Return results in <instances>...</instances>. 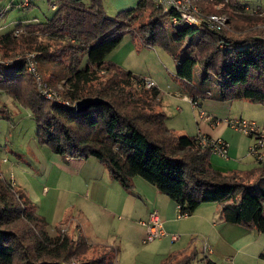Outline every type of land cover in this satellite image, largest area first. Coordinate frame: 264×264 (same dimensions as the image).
I'll list each match as a JSON object with an SVG mask.
<instances>
[{
  "label": "trees",
  "instance_id": "trees-1",
  "mask_svg": "<svg viewBox=\"0 0 264 264\" xmlns=\"http://www.w3.org/2000/svg\"><path fill=\"white\" fill-rule=\"evenodd\" d=\"M168 17L173 22L170 28ZM180 21L178 12L163 11L152 0H140L116 17L106 14L101 0H59L50 19L25 29L64 40L54 49L37 46L35 52L38 61L43 57L62 63L70 58L63 71L67 88L63 97L70 104L41 96L24 59L14 65L0 64V89L30 110L39 142L62 157H95L126 189L140 176L177 202L181 213L190 215L202 203L217 202L225 221L264 234V167L253 170L250 181L214 169L210 150L201 148L194 137L167 128L166 114L158 109L159 89H146L141 77L107 60L130 34L138 46H157L173 56L176 75L190 98L213 96L264 104V29L252 28L237 37L227 29L203 26L196 34L201 26L186 22L178 26ZM18 38L11 32L0 35L5 57L19 49L26 51L25 44L17 46ZM197 65L202 81L216 79V93L206 84L193 83ZM57 76L62 80V75ZM133 86H141L143 92L136 93ZM85 97H100L108 103L77 113L74 105ZM17 194L12 181L0 177V264L83 262L88 241L83 237L77 241L67 233L50 235L45 218L27 209L31 202L25 194ZM23 222L33 223L36 230ZM195 258L196 252L188 253L175 264H192ZM203 259L205 264H219L206 256Z\"/></svg>",
  "mask_w": 264,
  "mask_h": 264
},
{
  "label": "crops",
  "instance_id": "crops-1",
  "mask_svg": "<svg viewBox=\"0 0 264 264\" xmlns=\"http://www.w3.org/2000/svg\"><path fill=\"white\" fill-rule=\"evenodd\" d=\"M125 39L130 48L127 55L121 56L117 51H120ZM137 52L138 57L135 56ZM168 55L157 46H138L137 40L127 34L107 60L136 76L154 81V86L160 91L161 106H166L163 100L168 102V109L165 110L168 129L178 135L194 137L202 133L228 142L227 157L210 153V163L214 169L224 175H251L257 164L255 158L247 152L250 145L231 140L227 136L229 126L222 120L231 119L230 113L237 103L248 101L260 106L249 108L248 113L252 118L264 113V104L246 99L219 100L213 96L202 97V108L207 114L217 118L219 123L213 124L201 118L202 121L197 120V127H188L189 134H185L184 117L174 119L172 111H180L179 106L174 105L176 99L182 102L189 97L183 89L184 81L176 75L177 62ZM52 80L55 81L56 78L52 76ZM60 81L61 79L57 82ZM216 91V88L211 90L213 94ZM252 110H257L256 116L251 115L254 113ZM239 114L234 118L245 119V111H240ZM251 122L261 123L256 119ZM40 146H36L34 152V164L38 166L35 172L41 176L36 186L44 194L52 190L58 192L59 200L52 214L48 215L42 203L36 207L33 204V200L38 199L37 193L33 195V183L30 187L26 182L28 194L21 190L33 205L34 212L45 218L50 235L55 236L59 226L67 225V233L73 234L75 238L83 237L90 243L107 246L113 255L107 264H165L192 252H196L198 264H205L204 256L219 264H249L250 260L264 264L260 259H264V234L257 229H246L225 221L222 208L217 202L202 203L192 214L181 216L177 202L140 176H135L132 187L126 189L97 158L62 157L50 152L45 154L44 149L39 151ZM25 148L26 146L20 147L19 154H25ZM20 164L19 161H14L12 167H19ZM14 175L16 176L12 173L11 180L17 188L18 182ZM154 210L163 219L166 235L144 242L146 222ZM173 234L179 236L178 240H172ZM196 242L201 245L200 249ZM204 242L210 244L212 253L204 255Z\"/></svg>",
  "mask_w": 264,
  "mask_h": 264
},
{
  "label": "rangeland",
  "instance_id": "rangeland-1",
  "mask_svg": "<svg viewBox=\"0 0 264 264\" xmlns=\"http://www.w3.org/2000/svg\"><path fill=\"white\" fill-rule=\"evenodd\" d=\"M139 1L140 0H101L102 7L109 17H116V15L119 12L136 7ZM20 2L21 0H0V28L2 29L1 31L2 33L5 34L6 32L11 31L19 23L23 25V24H31V23L34 24L37 22H44L50 19L55 14L59 6V0H31L30 5L27 7L20 6V4H18ZM87 3H89V1ZM199 6L198 7L201 8L205 16L211 14H217L224 17L226 19L224 29H227L230 34L235 35L237 37L246 34L252 28L264 29V0H200ZM166 21H167L166 26L170 28L171 24H173L170 17H168ZM177 25L185 26L186 23L184 21H180L177 23ZM203 29H204L203 26L197 28L196 34L202 32ZM35 41L36 44L34 43ZM63 42L64 40L58 36L40 35L37 33H28V32L26 33L25 30L22 34L19 35L17 46L20 47L21 44L23 45L25 44L26 51L22 52L21 51L22 49H19L15 51L16 54H14V56H7V57L17 58L19 56L22 57L29 53H35L37 55V53L35 52L37 46H44L47 47L48 49H54ZM126 42L127 39H125V43H123V45L120 47V51L119 50L117 51L121 56L127 55V51L130 48L128 43ZM27 43L28 44L30 43L31 46L29 47ZM0 53L2 54V56H4L2 50H0ZM191 53H192L191 55L194 56L197 55L193 50L191 51ZM138 54L139 53L137 52L135 56L138 57L139 56ZM168 56L171 55L169 54ZM171 58L174 59L173 56H171ZM40 59L41 60L43 59L42 63L40 62L41 61ZM69 62H70L69 57L67 58L65 57L62 63L58 61L54 62V60L45 59L43 57H39V61L37 60V66L39 67L38 70L41 74V78L44 81V84L46 83L49 86L48 88L50 89V91L57 92L60 96L59 98L63 100H67L65 97H63V92L67 89L65 84L66 80L64 78L63 71H66ZM201 73H202V69L199 65H197L195 68L193 83L196 85L206 84V86L209 89L214 90L216 88V83H217L216 79L211 76L207 82H204L202 81ZM57 75L59 76L62 75L63 77L59 83L57 82L58 81ZM52 76L53 78H56L55 82L51 80ZM142 79L146 89L151 88L155 85L154 81L149 78H142ZM148 83H152L153 85L149 86ZM138 87L133 86V90L136 93L138 92L139 94H141L143 90H141ZM36 88H37V84H36ZM138 98L139 97H137L136 99ZM187 100L181 102L179 101V99H176L175 101L176 103H174V105L175 106L178 105L180 111H172L173 112L172 117L174 119L179 118L180 116L184 117L183 122L186 125L185 134H189L188 131H190V129H188V127L190 128L192 126L196 128L197 122L203 120L201 119L200 116V107L193 106L190 103V100L200 101V98L192 99L189 97ZM243 102L244 103H237V105L233 107L230 113V118L234 119V116L240 115L239 114L240 111L242 112L245 111V114H243L245 120L247 119V121L249 120L252 121L253 119H256V121L260 120L261 123L262 122L264 123V113L256 116L255 114L257 110H252V112L254 113H251V115L252 114L255 115L256 118L250 117V113H248L249 108H253L255 106L260 107V106L255 105L254 103L248 101H243ZM163 104H165L166 106L162 105L161 107L160 105V108L158 109H163L167 116L165 110L166 108L168 109V102L163 100ZM204 112L206 113L205 110ZM228 121L229 120H225V119L222 120L224 124L229 126V131L227 132V136L231 140L234 139L238 140L239 142H241L242 145H244V143H247L251 146L253 144V138L241 131L235 130L233 127L229 125ZM257 123L261 126H264L263 123L262 124L260 122ZM179 124L181 125L182 123L180 122ZM25 146H26L25 154H19L18 150L20 149V147H25ZM36 146L41 147L39 148V151H41V149H44L45 154L47 153L49 154V152L52 154H57L54 151H52L48 145L41 144L39 142L37 138V123L33 118L30 110L24 107L23 105H21L20 103H18L9 93L0 89V177L5 178L7 181H12L11 175L12 173H15L16 176L14 175V178H16V181L18 182L17 188L15 187V189L16 192L19 194L23 191L27 193L28 190L27 186L29 185L31 187L33 183V186L35 187L33 188V195L37 193L36 195L38 196L37 200H33L34 201L33 204L36 207L37 204L40 206V203H42L43 206L45 207V211L48 213V215H51L54 210V207H56L57 201L59 200L58 198L59 196H58V192L54 190L50 191V193L44 194L43 192L40 191V188L36 186L38 183V179L41 177L40 175H37L35 172L38 168V166L34 164V159H35L34 152H36L35 150ZM250 146L247 149V152H251ZM14 161H16V163L17 161H19V163H21L20 166L13 168L12 163H14ZM256 164H257L256 168L264 167V164L260 165L257 162ZM252 178L253 176L251 175H245V176H240L239 180L250 181V179ZM41 190H43V186H41ZM19 194H17V196ZM27 209L34 210L33 205H31V203L30 204L28 203ZM23 226L30 227L32 231L36 230V227L33 223L32 224L29 223V225L24 223ZM67 228H68L67 225L59 226L58 233L59 234L67 233ZM63 229L65 230L63 231ZM70 236H72L77 241L82 238V237L75 238L73 234H71ZM200 242H202V240ZM196 243L198 245V249H200L201 245L198 242ZM88 245L90 248L86 251L85 254H83L84 261L89 260L91 261L90 264H107L108 261L110 262L111 256L113 255L111 250H109L107 246L102 244L100 245L94 244L90 242H88ZM181 258L182 256L174 258L165 264H175L179 260H182ZM260 259L264 261L263 258L260 257ZM257 262L258 261L250 260L249 264H258ZM72 264H78L77 259H74ZM192 264H198L197 258L192 261Z\"/></svg>",
  "mask_w": 264,
  "mask_h": 264
},
{
  "label": "built area",
  "instance_id": "built-area-1",
  "mask_svg": "<svg viewBox=\"0 0 264 264\" xmlns=\"http://www.w3.org/2000/svg\"><path fill=\"white\" fill-rule=\"evenodd\" d=\"M156 7L162 9L163 11L174 10L178 12L180 19L189 25L199 27L205 26L206 28L212 30H222L225 27L226 19L217 14H211L205 16L202 12L201 8H199L200 0H152ZM31 3V0H21L20 6L27 7ZM199 6V7H198ZM172 20L175 22L177 18L174 16ZM25 24H20L15 26L11 31L13 35L19 36L22 34L25 29ZM2 29L0 28V35L2 34ZM24 59L25 66L28 72H30L37 84V88L39 93L47 99H51L57 101L59 103L69 105L70 102L68 100H63L59 98V94L57 92H52L48 88L49 86L42 80L41 74L38 70L37 66V55L35 53H29L24 56H19L17 58H9L2 56L0 53V64L9 66L14 65L20 62V60ZM148 81V80H147ZM146 81V83H147ZM149 86L153 85L152 83H148ZM53 98V99H52ZM187 98V97H186ZM190 103L193 106L200 107V116L204 120L211 122L213 124L219 123V120L214 116L207 114L204 112L201 106V102L197 100H190ZM229 125L233 127L235 130L241 131L250 137L253 138V144L250 146L249 154L252 155L258 164H264V126H260L255 122H249L243 118H234L229 119ZM196 143L203 149L210 150L211 153L218 154L221 157H227L228 155V143L222 138H213L211 136L199 133L194 136ZM179 206V210H180ZM181 216L189 215L187 213H181ZM65 229H63L64 231ZM166 235V231L163 226V219L158 211L154 210L149 214L148 221L146 222L145 236L143 241L150 242L155 239H160ZM178 239V235L173 234L172 240L175 241ZM203 252L204 255H208L212 253L211 246L204 242L203 244Z\"/></svg>",
  "mask_w": 264,
  "mask_h": 264
},
{
  "label": "water",
  "instance_id": "water-1",
  "mask_svg": "<svg viewBox=\"0 0 264 264\" xmlns=\"http://www.w3.org/2000/svg\"><path fill=\"white\" fill-rule=\"evenodd\" d=\"M106 103L108 102L105 99L100 98V97H85V98L78 100L76 104L74 105V107L76 109V112L80 113V112L87 110L93 105L106 104ZM78 264H90V262L84 261Z\"/></svg>",
  "mask_w": 264,
  "mask_h": 264
}]
</instances>
